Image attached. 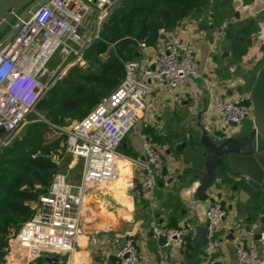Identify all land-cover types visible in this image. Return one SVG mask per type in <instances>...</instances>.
<instances>
[{
	"label": "built area",
	"instance_id": "built-area-1",
	"mask_svg": "<svg viewBox=\"0 0 264 264\" xmlns=\"http://www.w3.org/2000/svg\"><path fill=\"white\" fill-rule=\"evenodd\" d=\"M121 2L32 0L14 14L5 27H10V31L0 40V151L25 124L38 102L72 67L88 66L85 52L101 39L104 23ZM260 34L261 31L254 32L252 37ZM140 45L146 46L144 42ZM54 58L61 61L50 67ZM124 65L126 75L119 87L86 117L65 129V154L72 157L73 163L84 159L80 182L69 181L70 174L58 169L61 158L51 152L49 156L56 163L57 171L47 189L29 203L30 217L10 236L4 264H21L10 256L17 253L29 258L27 264H35L44 253L74 252L89 231L112 234L110 227L94 231L101 217L102 196L116 199L115 192L120 190L114 185L129 165L131 168L137 164L144 172L138 184L129 183L131 194L153 199L155 175L163 174L166 169L163 152L150 142L147 134H141L143 160L125 158L121 147L141 118L152 93L159 88L183 91L193 80L199 79L202 72L193 45L178 32L169 34L150 64L130 59ZM210 98L211 109L226 124L236 123L238 127L252 117V107L241 101L227 99L213 91ZM195 103L193 100L192 104ZM221 199L208 200L209 242L227 215V207ZM152 232L162 247L173 252L181 250L186 243L184 227L154 223ZM113 242L118 243V238L114 237ZM259 243V246L249 247L237 245L238 260L242 264H264V230ZM118 245V260L113 264H140L134 239L126 238Z\"/></svg>",
	"mask_w": 264,
	"mask_h": 264
},
{
	"label": "crops",
	"instance_id": "crops-1",
	"mask_svg": "<svg viewBox=\"0 0 264 264\" xmlns=\"http://www.w3.org/2000/svg\"><path fill=\"white\" fill-rule=\"evenodd\" d=\"M225 3L231 4V8L216 11L210 7L199 16L187 17L174 28L165 29L168 32L161 30L156 45L143 47L139 44L135 52L133 59L150 64L169 34L178 32L193 45L202 72L200 80L183 91L159 88L147 98L142 114L149 112V123L142 134H147L150 142L163 151L166 160V169L157 179L153 199L145 200L131 194L129 183L138 184L144 172L137 177L135 166L130 168L129 165L114 185L120 190L115 192L116 199L102 196L104 203L95 230L110 227L113 233L102 235L89 231L74 252L44 253L35 264H111L118 243L126 238L134 239L140 264H242L236 256L237 245H260V233L264 230V185L262 192L248 202L228 198L224 192L221 200L227 207V215L214 242L208 241L205 245L196 241L197 228L206 226L208 200L218 198L221 189L216 186L210 190L209 197L198 199L195 194L199 180L190 187L182 185L190 180L194 169L203 168L205 164L199 124L206 127L211 136L221 134L226 128L222 136L250 135L261 141L254 122L251 129L238 128L219 120L211 109L208 93L212 91L231 100L247 99L264 62V56L257 53L260 45L255 44L264 39L261 27L264 25V0H227ZM202 24L207 25V29L202 28ZM243 26L247 29L240 34ZM259 28L260 36L252 37ZM193 100H196L195 105ZM135 148L133 146L129 152L125 139L121 152L125 158L134 159ZM221 179L218 175L217 180ZM154 223L170 226L175 223V227H184L187 232L184 247L177 252L162 247L161 241L153 235ZM114 237L118 238V243L113 242ZM10 256L21 264L30 261L24 254Z\"/></svg>",
	"mask_w": 264,
	"mask_h": 264
},
{
	"label": "trees",
	"instance_id": "trees-1",
	"mask_svg": "<svg viewBox=\"0 0 264 264\" xmlns=\"http://www.w3.org/2000/svg\"><path fill=\"white\" fill-rule=\"evenodd\" d=\"M224 3L225 0H122L104 23L101 39L85 52L88 66L72 67L38 102L37 111L57 124L86 117L119 87L126 75L124 62L134 58L141 42L156 45L162 29H172L210 7L218 11ZM246 29L243 26L239 33ZM241 104L251 106V101L247 98ZM46 128L43 121L29 124L0 151V264L4 262L9 236L31 215L29 203L47 189L57 171L49 155L58 143H44Z\"/></svg>",
	"mask_w": 264,
	"mask_h": 264
},
{
	"label": "water",
	"instance_id": "water-1",
	"mask_svg": "<svg viewBox=\"0 0 264 264\" xmlns=\"http://www.w3.org/2000/svg\"><path fill=\"white\" fill-rule=\"evenodd\" d=\"M32 0H0V34L7 24L12 20L15 13ZM207 29V25L202 24ZM211 29L214 26H209ZM252 107V117L256 131L261 136V141L245 136H222L221 134L211 136L209 130L199 124L202 135L200 143L204 148L205 164L203 168H196L192 176L184 186L190 187L199 180L195 197L200 199L203 195L209 197L210 190L219 187L218 194L222 198L224 192L228 198H237L241 202L260 194L264 185V62L257 72L256 78L250 88L249 97ZM237 126L236 123H231ZM211 129V128H210ZM220 175L222 179L217 180ZM234 181V184H231ZM208 193V195H207ZM214 198H210L212 201ZM207 228H197L196 241L207 244ZM204 253V252H202ZM205 256L207 254H204ZM113 264L117 257L111 258Z\"/></svg>",
	"mask_w": 264,
	"mask_h": 264
},
{
	"label": "rangeland",
	"instance_id": "rangeland-1",
	"mask_svg": "<svg viewBox=\"0 0 264 264\" xmlns=\"http://www.w3.org/2000/svg\"><path fill=\"white\" fill-rule=\"evenodd\" d=\"M226 1L227 0H225V2ZM229 8H231V4L224 3V4H222L219 7L218 10H221V11L223 10L224 11V10H228ZM261 27H262V29H264V25L263 24L261 25ZM259 30L261 31V28H259L258 30L256 29V31H259ZM9 31H10V27H7L4 30V32L0 35V40L3 39L8 34ZM255 44L258 45V46L260 45V47L258 49L259 51L257 53L260 52L264 56V50H261V46L264 44V39L260 40L259 42L255 41ZM56 56L59 58V54L58 53H57ZM60 61H61L60 59L54 58L49 63V66L50 67H54ZM200 70H201V67H200ZM199 80L200 79L193 80V82H198ZM210 93L211 92L208 93V96H209V100H210V104H211ZM94 108L90 112H92L94 110ZM252 118L251 117L246 118L238 126V128L251 129L253 127ZM76 120H79V118L70 120L68 123L57 124V123H54L51 120H49L45 116L44 113H40L39 111H37V108H35V110L32 111L27 116V120H26L25 124L20 127V129L17 131V133L14 135V137L5 146L9 145L14 138L20 136L22 134V131L24 130V128L26 126H28L29 124H33L34 122H37V121H43V122L47 123V125H48V128H46V130L44 132V143L45 144L50 143V142H57L58 143V145H55L52 148V150H51V152L54 155H57V157L61 158V160H62L61 165H60V167L58 169L60 171H62V172H68L69 174H72L73 177H72V179H69L70 182L79 183L80 180H81L84 159L81 158L80 160H78L77 162H74V164H73L72 157L67 156L65 154V150H64L65 149V144H66V140H65L64 137H67L65 129L69 125H71L74 121H76ZM148 123H149V112H145L144 114L141 115L140 120L135 123V126L130 130V132L128 133V135L126 137V144L128 146L129 152L132 151L133 146L136 147L135 148L136 149L135 150L136 155H135L134 159L143 160L144 151H143L142 142L140 140H141L142 130H143L144 127L146 128L148 126ZM51 152H50V154H51ZM163 157H164V154H163ZM165 162H166V160H165ZM134 169H135V175L138 177L140 172L142 171V168L140 166H138L137 164H135V168ZM160 176H162V174H156L155 175L154 190L156 188L157 179ZM153 197H154V191H153ZM214 240H215V238L212 241L214 242Z\"/></svg>",
	"mask_w": 264,
	"mask_h": 264
},
{
	"label": "bare ground",
	"instance_id": "bare-ground-1",
	"mask_svg": "<svg viewBox=\"0 0 264 264\" xmlns=\"http://www.w3.org/2000/svg\"><path fill=\"white\" fill-rule=\"evenodd\" d=\"M105 228H108V227H104V228L96 229V230H95V233H96V232H99L100 230H105Z\"/></svg>",
	"mask_w": 264,
	"mask_h": 264
}]
</instances>
